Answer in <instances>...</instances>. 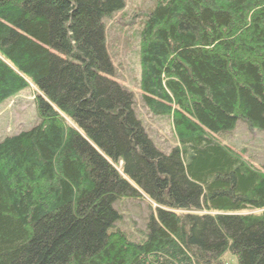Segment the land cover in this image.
Segmentation results:
<instances>
[{"label":"trees","instance_id":"trees-1","mask_svg":"<svg viewBox=\"0 0 264 264\" xmlns=\"http://www.w3.org/2000/svg\"><path fill=\"white\" fill-rule=\"evenodd\" d=\"M124 7L0 0V105L32 84L41 119L0 142V264H264V166L214 139L264 131V0H157L146 16L143 103L172 118L170 154L112 79L103 20ZM142 196L157 207L137 242L114 203Z\"/></svg>","mask_w":264,"mask_h":264},{"label":"rangeland","instance_id":"rangeland-1","mask_svg":"<svg viewBox=\"0 0 264 264\" xmlns=\"http://www.w3.org/2000/svg\"><path fill=\"white\" fill-rule=\"evenodd\" d=\"M124 3V9L103 20L106 47L115 68L112 79L133 95L136 117L154 145L164 154H170L180 147L172 118L151 113L143 103L141 91V31L157 0H124ZM37 94L36 87L31 84L30 88L0 105V142L31 130L41 122ZM214 139L241 153L249 164L259 168L264 166V131L251 129L239 121L234 130L215 135ZM156 207L145 196L118 199L114 203V209L120 215L116 228L142 242Z\"/></svg>","mask_w":264,"mask_h":264}]
</instances>
